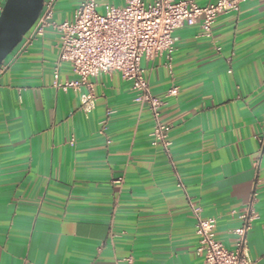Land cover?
<instances>
[{
	"label": "crops",
	"instance_id": "obj_1",
	"mask_svg": "<svg viewBox=\"0 0 264 264\" xmlns=\"http://www.w3.org/2000/svg\"><path fill=\"white\" fill-rule=\"evenodd\" d=\"M83 1L58 0L55 20H72ZM96 1L100 13L124 5ZM175 40L171 60L142 62L153 95L179 91L162 108L169 154L152 146L150 113L119 73L90 80L97 97L90 112L81 103L86 86H55L61 41L53 29L27 53L7 57L0 264H205L190 203L217 219V239L233 249L237 215L253 197L248 252L264 264V0L220 16L211 36L199 22L178 29ZM77 79L62 65L60 82Z\"/></svg>",
	"mask_w": 264,
	"mask_h": 264
},
{
	"label": "built area",
	"instance_id": "obj_2",
	"mask_svg": "<svg viewBox=\"0 0 264 264\" xmlns=\"http://www.w3.org/2000/svg\"><path fill=\"white\" fill-rule=\"evenodd\" d=\"M57 1H44L37 21L11 54L16 58L27 53L37 37L43 36L47 29H53L61 41L54 72L55 86L63 90H79L86 86L88 91L82 95L81 103L90 112L97 99L90 80L100 74L119 73L132 83L135 101L150 113L154 123L152 146L169 154L171 126L162 120V108L165 100L178 96L179 91L172 87L164 97L153 95L142 66L143 60L161 56L171 60L176 50L175 33L178 29L201 22L206 35L211 36L212 27L220 16L238 11L242 3L252 0H218L206 6H199L194 0H152L151 4L145 0H124L123 6L110 5L103 13L98 11L96 0H84L74 10L72 20L62 22L55 20ZM4 3L5 0L0 4V13ZM64 64L71 66L77 80L60 82V69ZM255 202L256 197H253L237 215L240 226L233 230V249L226 248L217 239V219L203 218L201 208L190 203L197 220L196 254L205 264H256L249 255L247 238L257 220ZM128 263L132 264V261L129 259Z\"/></svg>",
	"mask_w": 264,
	"mask_h": 264
},
{
	"label": "water",
	"instance_id": "obj_3",
	"mask_svg": "<svg viewBox=\"0 0 264 264\" xmlns=\"http://www.w3.org/2000/svg\"><path fill=\"white\" fill-rule=\"evenodd\" d=\"M44 1H5L0 13V67L35 24Z\"/></svg>",
	"mask_w": 264,
	"mask_h": 264
}]
</instances>
